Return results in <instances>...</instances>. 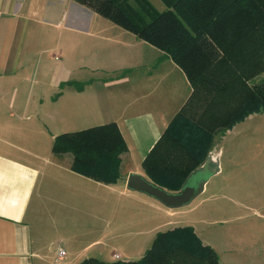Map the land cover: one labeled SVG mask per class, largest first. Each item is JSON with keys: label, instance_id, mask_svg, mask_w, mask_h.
I'll list each match as a JSON object with an SVG mask.
<instances>
[{"label": "crops", "instance_id": "0c3cea01", "mask_svg": "<svg viewBox=\"0 0 264 264\" xmlns=\"http://www.w3.org/2000/svg\"><path fill=\"white\" fill-rule=\"evenodd\" d=\"M86 11L90 24H106L113 31L86 33L90 38L82 56L84 49H78L77 41L74 49H67L65 35L67 31L82 34L78 26ZM47 27L58 33L59 66L48 80H40L32 44L36 38H46ZM71 65L96 73L95 77L79 84ZM191 93L183 70L162 50L85 5L74 0H0V264H79L88 257L105 262L140 259L145 251L138 259H122L114 251L109 253L111 261L101 259L109 245L101 237L74 248L78 237L74 224L84 214L93 221L101 216L107 230L116 212L131 213L141 224L147 218L146 207L162 210L156 199L128 190L126 178L136 172L150 180L142 161ZM257 114L250 113L213 138L205 158L211 151L219 171L201 193L213 176L222 173L224 140ZM110 122L116 123L126 143L116 180L76 171L71 167L72 154L52 151L56 135ZM63 228L71 233L60 234ZM96 245H101L102 255L87 253ZM59 248L65 255L56 260Z\"/></svg>", "mask_w": 264, "mask_h": 264}, {"label": "trees", "instance_id": "16d2710c", "mask_svg": "<svg viewBox=\"0 0 264 264\" xmlns=\"http://www.w3.org/2000/svg\"><path fill=\"white\" fill-rule=\"evenodd\" d=\"M74 1L162 50L192 87L186 104L142 161L153 183L179 190L204 161L216 133L264 110V81L248 83L264 70V0H161L163 10L150 0ZM185 128L191 132L182 134ZM52 151L72 154L76 171L114 181L126 143L116 123L110 122L56 135ZM103 172L108 178L100 176ZM175 241L193 243L189 250ZM79 264L223 263L191 226H178L158 231L138 260L88 257Z\"/></svg>", "mask_w": 264, "mask_h": 264}, {"label": "rangeland", "instance_id": "374dc122", "mask_svg": "<svg viewBox=\"0 0 264 264\" xmlns=\"http://www.w3.org/2000/svg\"><path fill=\"white\" fill-rule=\"evenodd\" d=\"M151 1L158 9L165 8L160 0ZM89 15L88 11L83 12L84 18L78 26L82 29V34L67 31L65 35L67 49H74L77 41L80 43L78 49H84L82 56H86L87 39L90 38L86 33L113 31L106 24H90ZM46 31L44 40L36 38L32 44L36 49L33 57V65L37 68L35 75L40 80H48L59 66L56 61L60 56L56 46L58 33L51 27H47ZM42 48L49 50L43 52ZM70 67L79 84L87 78L95 77L96 73L85 71L81 66ZM262 81L264 70L254 75L248 83L252 85ZM258 112L253 118L240 123L224 140L222 173L213 176L207 190L195 197L190 205L170 210L163 205L162 210L146 207L147 218L141 224L130 216L131 213L119 211L110 217L107 230H103L105 221H102L101 216L93 221L91 216L84 214L74 224L77 228L74 233L78 235L73 242L74 248L83 247L94 237H101L109 243L104 247V256H99L101 259L108 261L111 251L120 252L122 259H138L140 253L151 246L158 231L175 226H192L201 240L212 245L221 261L229 264H264L260 255V252L264 253V110ZM186 128L180 130L182 134L191 132ZM220 134L222 132L219 131L214 137L217 136L218 139ZM204 139L207 141L208 138ZM100 176L108 178L105 172L100 173ZM71 224L67 223V226L70 227ZM66 233L71 232L64 229L60 234L65 236ZM175 243L190 250L193 241L189 244L185 241ZM99 251H102V247L96 245L87 253L102 255Z\"/></svg>", "mask_w": 264, "mask_h": 264}, {"label": "water", "instance_id": "95a60500", "mask_svg": "<svg viewBox=\"0 0 264 264\" xmlns=\"http://www.w3.org/2000/svg\"><path fill=\"white\" fill-rule=\"evenodd\" d=\"M218 171L217 158H213L210 151L205 161L189 173L177 191H169L136 172L128 174L126 188L152 197L167 208L176 209L188 206L203 191L208 179Z\"/></svg>", "mask_w": 264, "mask_h": 264}, {"label": "built area", "instance_id": "2783aa9c", "mask_svg": "<svg viewBox=\"0 0 264 264\" xmlns=\"http://www.w3.org/2000/svg\"><path fill=\"white\" fill-rule=\"evenodd\" d=\"M65 255V250L63 248H59L57 252V258L56 260H60Z\"/></svg>", "mask_w": 264, "mask_h": 264}]
</instances>
